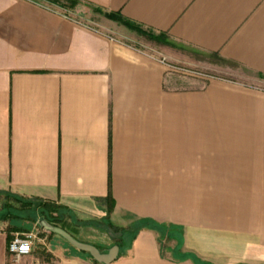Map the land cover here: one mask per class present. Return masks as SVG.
Masks as SVG:
<instances>
[{"label": "crops", "instance_id": "crops-1", "mask_svg": "<svg viewBox=\"0 0 264 264\" xmlns=\"http://www.w3.org/2000/svg\"><path fill=\"white\" fill-rule=\"evenodd\" d=\"M82 1L255 79L172 87L162 58L0 0V194L138 226L110 264H264V0ZM16 223L0 214V264H96L13 259Z\"/></svg>", "mask_w": 264, "mask_h": 264}, {"label": "rangeland", "instance_id": "rangeland-1", "mask_svg": "<svg viewBox=\"0 0 264 264\" xmlns=\"http://www.w3.org/2000/svg\"><path fill=\"white\" fill-rule=\"evenodd\" d=\"M34 2L57 14H65L79 22L106 31L139 49L162 58L168 64L167 84L169 86L184 88L199 86L203 88L211 79H223L234 82H249L255 79L252 73L240 65L225 60L217 54L206 53L189 46L176 44L164 34L141 28H139L141 31H135L123 25L118 20H113L108 17L105 14L108 12L102 11L101 9L100 11H96L94 6L82 0L75 1L72 4L62 1L65 6L52 4L45 0H36ZM106 19L115 21L134 33L128 35L116 26H108ZM13 195L8 192L0 194V214L7 213L9 214V218L12 215H16L15 219L18 221V225L22 227L21 230H31L36 234L32 248L33 253H37L43 258H56L60 254L66 253L93 261L86 253L73 247L63 237L45 229L41 223L46 221V219L38 208L36 209L35 207L34 210L32 207L23 206L13 198ZM23 198L32 199L33 203H35L33 198ZM55 209L56 212L52 214L57 219V221H54L57 223L55 226L61 228L63 226L66 228L64 230H67L78 241L96 245L102 251H106L107 248L116 244L119 229L122 231L126 229V226L123 224L115 222H112L113 227H111L110 222L105 217H77V215H73L66 208L55 206ZM88 221L95 222L100 227L97 225H95L96 227L94 225H86L85 223ZM46 222L49 223L48 221Z\"/></svg>", "mask_w": 264, "mask_h": 264}, {"label": "trees", "instance_id": "trees-1", "mask_svg": "<svg viewBox=\"0 0 264 264\" xmlns=\"http://www.w3.org/2000/svg\"><path fill=\"white\" fill-rule=\"evenodd\" d=\"M33 1H36V0H33ZM45 1H47L49 3H52V4L59 5V6H63L64 4L62 3V1H65L68 4H72V3H74L75 1H78V0H45ZM95 10L96 11H100V9L97 8V7H95ZM105 14L108 17H110L111 19H113V20H118L119 22H121L123 25L129 27L130 29H133L135 31H141L139 29V27H137L135 24H133V23H131V22L125 20V19H122L121 17H119L118 15H115L114 13L108 12V13H105ZM160 34H162V33H160ZM13 198H15L17 201H19L25 207H32L34 210H35V207H36V209L38 208L40 210V212L42 213L43 217L46 219V221H48L49 223L54 224V225H57V223L54 222V221H57V219L54 218L53 215H52L54 212H56L55 206L56 207L57 206H60L61 208H64L61 205H57L55 202L46 201V200H42L40 198H35V197L33 198V200H35V203H33L32 199H25V198H23L21 196H18V195H13ZM108 200H110V197L108 198ZM7 216L9 217V214H7ZM15 216L16 215H12L10 218H16ZM18 224L19 223L17 221V223L14 225V228H15L14 231H19V232L24 231V230H21L22 227L19 226ZM85 224L86 225H97L98 227H100V225H98L95 222H91V221H88ZM110 224H111V227H113V224L111 222H110ZM62 228L63 229H66L63 226H62ZM137 228H138V226L135 225L134 227L126 228L124 231H122L121 229H119V231L117 233V237H118L117 240L118 241L116 242V244L119 246L118 256H121L122 254H124V249L123 248L125 246V243L128 240H130V238H133V236H134V230H137ZM96 247L99 250H101L98 246H96ZM81 252L86 253L92 259V257L87 252H84V251H81ZM92 260H93L94 263L99 264L94 259H92Z\"/></svg>", "mask_w": 264, "mask_h": 264}, {"label": "water", "instance_id": "water-1", "mask_svg": "<svg viewBox=\"0 0 264 264\" xmlns=\"http://www.w3.org/2000/svg\"><path fill=\"white\" fill-rule=\"evenodd\" d=\"M41 224L45 229L57 233L63 237L76 249L87 252L92 257V259L100 264H110L118 256L119 246L117 244L112 245L106 251H101L93 244L78 241L73 235L61 227L51 225L46 221H43Z\"/></svg>", "mask_w": 264, "mask_h": 264}, {"label": "built area", "instance_id": "built-area-1", "mask_svg": "<svg viewBox=\"0 0 264 264\" xmlns=\"http://www.w3.org/2000/svg\"><path fill=\"white\" fill-rule=\"evenodd\" d=\"M36 238L33 231L15 232L7 244L9 255L17 260L32 251V243Z\"/></svg>", "mask_w": 264, "mask_h": 264}]
</instances>
